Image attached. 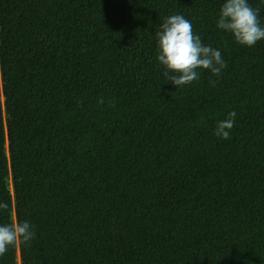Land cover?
Listing matches in <instances>:
<instances>
[{
    "label": "trees",
    "instance_id": "1",
    "mask_svg": "<svg viewBox=\"0 0 264 264\" xmlns=\"http://www.w3.org/2000/svg\"><path fill=\"white\" fill-rule=\"evenodd\" d=\"M224 2L0 0V225L35 231L0 264H264V39L219 29ZM176 14L219 76H164Z\"/></svg>",
    "mask_w": 264,
    "mask_h": 264
},
{
    "label": "clouds",
    "instance_id": "2",
    "mask_svg": "<svg viewBox=\"0 0 264 264\" xmlns=\"http://www.w3.org/2000/svg\"><path fill=\"white\" fill-rule=\"evenodd\" d=\"M259 11V8L252 7L248 0H225L220 9L217 27L231 33L239 45L253 47L264 39V27L261 26ZM156 37L157 59L166 69L164 76L176 89L197 81L200 70H208L219 76L227 67L221 52L204 45L199 35L194 32L191 22L181 14L167 17ZM235 117L236 113L232 111L226 119L218 122L214 135L224 140L230 139ZM7 208V203L0 202V209ZM34 237L33 226L27 220H13L0 225V258L10 247L30 246Z\"/></svg>",
    "mask_w": 264,
    "mask_h": 264
}]
</instances>
